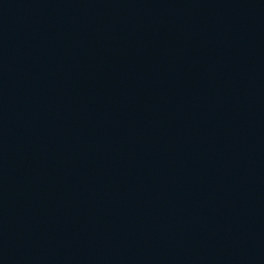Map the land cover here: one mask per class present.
<instances>
[{
  "label": "water",
  "instance_id": "water-1",
  "mask_svg": "<svg viewBox=\"0 0 264 264\" xmlns=\"http://www.w3.org/2000/svg\"><path fill=\"white\" fill-rule=\"evenodd\" d=\"M0 264H264V0H0Z\"/></svg>",
  "mask_w": 264,
  "mask_h": 264
}]
</instances>
